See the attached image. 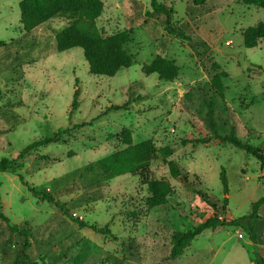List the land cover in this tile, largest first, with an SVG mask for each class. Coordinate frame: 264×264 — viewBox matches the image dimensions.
Segmentation results:
<instances>
[{"label": "rangeland", "instance_id": "1", "mask_svg": "<svg viewBox=\"0 0 264 264\" xmlns=\"http://www.w3.org/2000/svg\"><path fill=\"white\" fill-rule=\"evenodd\" d=\"M20 1L0 0V39L9 40L24 33ZM139 1L141 6L132 0H103L102 14L96 20L105 34L123 29L132 32L126 48L134 57L133 63L114 76L90 73L84 50L74 47L26 65L24 78L19 81L6 82L0 77V125L12 127L7 135L0 136V159L15 156L27 144L60 128L91 121L39 148L40 153L56 158L50 166L34 173H27L28 163L14 172L0 171L1 211L10 220L0 218V264H25L21 245L25 236L12 232L10 224L24 225L28 221L32 233L26 252L36 264H53V257L47 253L52 245L49 232L61 228L57 220L53 228H44L55 208L33 196L17 173L43 188L54 177L124 148L121 134L126 128L131 131L133 142L151 138L158 147L171 146L174 152L169 159L187 177L173 178L167 162L158 157L151 163V175L169 179L173 185L164 205L148 207L147 185L138 175L123 174L107 182L103 197L91 209L71 210L90 224H108L111 230L102 234L90 227L80 229L95 246L109 252V256H99L94 247L82 264H255L257 252L264 255L262 204L257 211L261 218L255 221L258 235L263 234L262 243H255L244 229L230 225L194 239L176 261L163 260L174 232L187 231L212 215L200 191L224 197L223 168L229 184L230 216L251 212L252 203L264 196V165L255 156L219 139L183 143V138H204L209 134L204 118L210 98L221 105L219 109L228 105L234 111L242 140L254 145L262 143L264 38L256 47L248 48L242 32L264 22V9L242 0H158L174 8L172 26L189 22L186 32L194 39L204 40L213 59L225 69L222 100L209 88L205 56H200L188 41L168 33L166 15L154 12L151 0ZM211 5L217 7L202 15L203 8ZM188 8L199 16L190 19ZM68 22L67 17H54L37 32L52 41L54 32ZM157 54L172 59L179 67L175 79L167 81L156 73L143 72V64ZM124 103L127 108L113 107ZM224 109L223 117L227 118ZM218 115L211 114L210 118L218 122ZM230 125L224 131L229 132ZM129 237L139 241V260L126 256L124 241ZM53 250L55 256L61 252L58 245Z\"/></svg>", "mask_w": 264, "mask_h": 264}, {"label": "trees", "instance_id": "2", "mask_svg": "<svg viewBox=\"0 0 264 264\" xmlns=\"http://www.w3.org/2000/svg\"><path fill=\"white\" fill-rule=\"evenodd\" d=\"M140 6L139 0H132ZM202 0H195V3H201ZM248 5H256L264 9V0H242ZM151 7L154 12L166 15V29L169 34L175 35L189 42L190 46L198 52L200 56H205V70L208 74L209 88L218 98H224L223 78L227 76L225 69L219 62L213 59L207 43L202 39H194L184 29L189 25L185 22L183 26H172L170 18L175 12L171 6L151 0ZM104 7L103 0H21L20 23L24 33L9 40L0 39V77L6 82L19 81L24 78L25 66L35 63L38 60L55 52L68 50L74 47H81L84 50V56L89 65V71L96 75L114 76L120 69L130 67L134 57L126 48V45L132 39V32L129 29H123L112 34L103 33L97 26V18L102 14ZM216 5L203 8L202 15L215 9ZM187 15L190 19H195L196 14L191 8L187 9ZM67 17L69 22L63 28L54 32L53 40L37 32L47 21L54 17ZM244 45L248 48L256 47L261 39L264 38V22L247 27L242 32ZM142 70L146 74L156 73L160 79L171 81L178 76L179 67L175 62L162 55L157 54L154 59L145 63ZM74 105L77 103L78 91L75 92ZM141 97V96H137ZM208 110L205 112V126L209 134L204 138H183V143L198 142L205 143L211 139H219L222 142H228L235 147L245 150L248 154L255 156L264 165V137L260 145H254L244 141L239 137L237 127L238 118L234 111L228 105L222 106L229 117H223V111L214 99H208ZM127 103L123 105H114L115 108H127ZM218 108V109H217ZM211 114L218 115L220 120L216 122ZM231 121V123L229 122ZM77 124L72 127L60 128L51 135L44 136L35 140L13 156H2L0 159V171H17L26 166L27 173H34L46 168L56 161L46 154L39 152V148L47 144L61 140L66 134H69L73 128L85 125ZM221 124V125H220ZM230 125V131H224L225 127ZM12 127L0 125V136L7 135ZM114 136V135H113ZM124 148L116 150L94 162L85 164L73 169L61 176L52 178L48 185L38 188L29 183L22 173H17L20 181L25 184L28 190L41 201H48L54 208L55 213L46 221L44 228H53L55 220L59 221L57 230L49 232V240L52 242L51 251L47 252L53 257V264H66L69 261H75L76 264L85 262L91 256L94 247L98 250L97 255L109 256V252L95 246L91 240L86 238L80 229L90 227L94 231L102 234L111 233L108 224L98 226L90 224L80 216L74 214L71 210L86 208L91 209L94 202L103 197V189L108 181L118 175L134 174L138 175L143 184L147 185L148 195L145 198L146 205L150 208L164 205L168 196L173 192V185L169 179L155 178L151 175L150 166L154 159L162 157L169 166L170 174L177 179L186 175L181 171L177 163L169 159L174 150L171 146H156L151 138L133 142L130 129L126 128L121 134ZM221 180L224 187V197L219 198L211 192H202L200 195L213 213L202 222L195 225L187 231H176L173 233L167 256L163 258L167 263L176 261L183 250L199 236L227 226H236L249 233L250 238L255 243H262L261 236L258 235L255 225L256 219L261 218L258 215L259 207L264 204V196L252 203L251 212L240 216L232 217L228 213V195L229 184L226 171H221ZM70 196V198H69ZM62 197H68L62 200ZM0 218L10 222L9 218L1 211ZM12 232H18L25 236L22 242V254L25 264H36L30 254L26 252L31 246V227L28 221L24 225L10 224ZM38 233H36L37 235ZM139 242V241H138ZM136 238L129 237L124 241L126 256L130 259H140V244ZM58 245L61 252L55 256L53 247ZM255 264H264V255L257 252ZM9 264V263H8Z\"/></svg>", "mask_w": 264, "mask_h": 264}, {"label": "crops", "instance_id": "3", "mask_svg": "<svg viewBox=\"0 0 264 264\" xmlns=\"http://www.w3.org/2000/svg\"><path fill=\"white\" fill-rule=\"evenodd\" d=\"M20 17H21V14H20Z\"/></svg>", "mask_w": 264, "mask_h": 264}]
</instances>
